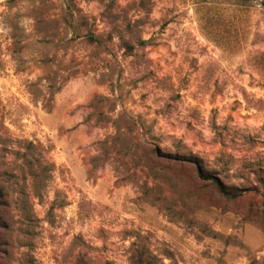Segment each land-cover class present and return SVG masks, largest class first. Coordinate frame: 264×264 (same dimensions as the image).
<instances>
[{"label": "rangeland", "instance_id": "rangeland-1", "mask_svg": "<svg viewBox=\"0 0 264 264\" xmlns=\"http://www.w3.org/2000/svg\"><path fill=\"white\" fill-rule=\"evenodd\" d=\"M262 1L0 0V264H264Z\"/></svg>", "mask_w": 264, "mask_h": 264}, {"label": "trees", "instance_id": "trees-1", "mask_svg": "<svg viewBox=\"0 0 264 264\" xmlns=\"http://www.w3.org/2000/svg\"><path fill=\"white\" fill-rule=\"evenodd\" d=\"M261 5L264 8V1H262ZM199 175L205 181H207V180L209 181L210 180V181L214 182L217 185L220 193L222 195H224L225 197H227V198H236V197H238L237 194H232L231 192L226 190L224 184L222 182H220L218 179L214 178L213 176L205 175L203 172H201V170L199 171ZM6 228H7V225L5 224V222L2 220V218L0 216V261L7 254L6 250H5L6 249L5 247L7 246L8 243H7V241L4 240V237H3L2 233H1V231L6 229Z\"/></svg>", "mask_w": 264, "mask_h": 264}]
</instances>
